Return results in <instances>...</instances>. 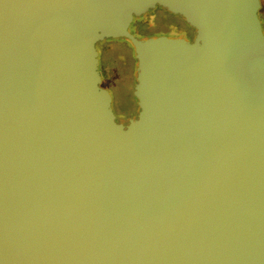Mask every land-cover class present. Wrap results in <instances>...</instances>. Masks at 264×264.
<instances>
[{
    "label": "water",
    "instance_id": "obj_1",
    "mask_svg": "<svg viewBox=\"0 0 264 264\" xmlns=\"http://www.w3.org/2000/svg\"><path fill=\"white\" fill-rule=\"evenodd\" d=\"M160 6L194 31L137 38ZM260 0H0V264H264ZM137 60L117 122L96 44Z\"/></svg>",
    "mask_w": 264,
    "mask_h": 264
},
{
    "label": "rangeland",
    "instance_id": "obj_2",
    "mask_svg": "<svg viewBox=\"0 0 264 264\" xmlns=\"http://www.w3.org/2000/svg\"><path fill=\"white\" fill-rule=\"evenodd\" d=\"M261 6L259 12L264 13V0H260ZM142 18V29H147L155 34H165L170 36L181 35L185 39L190 40L193 36V31L190 26L180 15L171 14L164 10L150 9L147 13L140 16ZM139 17V18H140ZM143 39V38H142ZM113 39H105L98 42L97 47H103ZM118 44L112 45L115 49L116 56L119 58L118 64L115 68V76L113 80H107V83H111L113 88L118 89L117 92L123 93V98L126 102L125 117L128 120L131 117H135L138 110L137 101L135 97V85H136V65L137 61L134 60L133 52L130 46L123 39H116ZM122 46V47H121ZM118 83L120 85H118ZM117 84V85H116ZM123 89V91H122ZM116 92V91H115ZM114 92L115 97H119ZM122 116V119H126Z\"/></svg>",
    "mask_w": 264,
    "mask_h": 264
},
{
    "label": "trees",
    "instance_id": "obj_3",
    "mask_svg": "<svg viewBox=\"0 0 264 264\" xmlns=\"http://www.w3.org/2000/svg\"><path fill=\"white\" fill-rule=\"evenodd\" d=\"M157 9L158 10H164V11L168 12L166 9H164L160 6H157L156 8H154V10H157ZM259 16H260V18L264 19V13L259 12ZM134 20H135V22H134V24L131 25L130 31L133 33V35L135 37L140 39V38H144L147 36L154 35L153 32H150L147 29H142V26L144 25V23L141 22L142 21L141 17L140 18L137 17ZM190 28L193 31V33H195L194 29L191 26H190ZM112 41H113V43L109 42L106 45H104L108 48V51L102 52L100 55V60H101L100 72H101V74H104L105 77H107V80H113V78L115 76V68H116L118 61H119V58L116 56L115 49H113V46H112V45H117L118 42L116 39H113ZM117 46H120V45H117ZM130 48H131V46H130ZM131 51H132V48H131ZM133 57H134V55H133ZM134 60L137 61L135 59V57H134Z\"/></svg>",
    "mask_w": 264,
    "mask_h": 264
},
{
    "label": "flooded vegetation",
    "instance_id": "obj_4",
    "mask_svg": "<svg viewBox=\"0 0 264 264\" xmlns=\"http://www.w3.org/2000/svg\"><path fill=\"white\" fill-rule=\"evenodd\" d=\"M261 20H262V25L264 27V19L261 18ZM134 22H135V20L133 21L132 24H134ZM194 34L195 33H193V36L191 37L190 41L193 40ZM96 48L99 51L100 55H101L102 52H107L108 51V48L106 46H103V47H100L99 48L96 45ZM101 75H102V84H101V86L104 87V88H107L110 91V93H111V95L113 97V101H112L111 106H112V109H113V111L115 113L116 121L117 122L123 121L124 125L126 126L128 124V117L127 118L125 117V113H126V102H125V100H124V98L122 96L123 93L120 92V95H119V92H117L118 91V89H117L118 86H116V88H113V86L111 85V83H107V77H105L104 74H101ZM118 85H120V84L118 83ZM122 91H123V89H122ZM114 92L116 93V95H119V97H115ZM137 106H138V104H137ZM138 110H139V106H138ZM137 115H138V112L135 115V117H131V118L132 119H136L137 118ZM122 116L125 117L126 119H122Z\"/></svg>",
    "mask_w": 264,
    "mask_h": 264
}]
</instances>
